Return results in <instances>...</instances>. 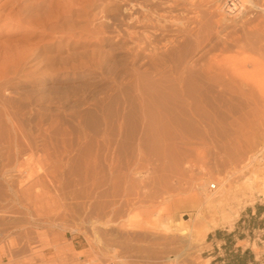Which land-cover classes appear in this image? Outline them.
<instances>
[{"label":"rangeland","instance_id":"374dc122","mask_svg":"<svg viewBox=\"0 0 264 264\" xmlns=\"http://www.w3.org/2000/svg\"><path fill=\"white\" fill-rule=\"evenodd\" d=\"M222 1L123 0L16 71L4 28L0 264H227L237 226L264 264V0Z\"/></svg>","mask_w":264,"mask_h":264},{"label":"bare ground","instance_id":"6f19581e","mask_svg":"<svg viewBox=\"0 0 264 264\" xmlns=\"http://www.w3.org/2000/svg\"><path fill=\"white\" fill-rule=\"evenodd\" d=\"M224 1L225 0L222 1V5ZM122 2L123 0H0V38L4 36L3 30L5 27H8L10 30L13 29L12 33L6 34V44L10 43L9 39L11 36H17L21 34L22 31H25L24 34L21 36L18 35L19 37L11 41V43L21 46V49L17 53V57H15L17 58L15 60L16 62L14 61L15 71L21 68V65H25L27 61L36 59L40 50L46 47V45H54L53 41L56 39H59V41L66 39L68 43L72 41V39L76 37L79 38L82 34L86 33L87 36L94 35L96 39H100L101 41V34L104 33L105 30H102V23L97 22V16L100 14H104L105 16L111 13L120 16ZM240 8L241 4L238 1L236 7L234 9L231 8L229 13L226 14H234L240 11ZM88 39L91 38L88 37ZM66 45L64 44L65 47ZM189 73L197 74L195 71H189ZM231 100L233 99H230V101ZM233 102L234 100L232 103ZM232 112L231 110V113ZM249 184V188L253 187L254 184L260 185L259 195L264 196V177L253 174L251 179H249ZM219 189L220 185L216 192L219 191ZM222 199L223 198H220V200ZM186 200H188L189 203H195V201L190 198ZM214 225L215 224H212L206 228H201L195 231V233H189V230L187 231L188 228L181 225L182 227L179 229V232L180 234H192L191 236H193L196 241H200L204 239L206 233L210 231ZM190 231L192 232V230Z\"/></svg>","mask_w":264,"mask_h":264},{"label":"crops","instance_id":"0c3cea01","mask_svg":"<svg viewBox=\"0 0 264 264\" xmlns=\"http://www.w3.org/2000/svg\"><path fill=\"white\" fill-rule=\"evenodd\" d=\"M256 218L264 219V208L259 209L258 205L249 211L248 221L250 219L255 220ZM241 223H244V221ZM258 230L264 233V227ZM252 231H255V229L253 228ZM238 233L239 226L235 227L234 230L228 231L226 234H217L211 239L212 245L215 247L219 245V247L222 248L221 250L223 253L219 254V256L228 257L227 259L223 258L220 263H225V261H227V264H257L258 257L252 247L256 239H251L250 236L240 238ZM241 242H246V244H240ZM262 242H264V240H262ZM262 254H264V252H262Z\"/></svg>","mask_w":264,"mask_h":264},{"label":"built area","instance_id":"2783aa9c","mask_svg":"<svg viewBox=\"0 0 264 264\" xmlns=\"http://www.w3.org/2000/svg\"><path fill=\"white\" fill-rule=\"evenodd\" d=\"M239 0H225L223 2L222 8L225 13H229V10L231 8H235L236 4L238 3ZM254 161H258L261 163L262 166H264V145H262L256 152V154L251 158V163ZM218 189V184L213 182L209 184L208 190L209 191H216Z\"/></svg>","mask_w":264,"mask_h":264},{"label":"trees","instance_id":"16d2710c","mask_svg":"<svg viewBox=\"0 0 264 264\" xmlns=\"http://www.w3.org/2000/svg\"><path fill=\"white\" fill-rule=\"evenodd\" d=\"M259 209L264 208V205H258Z\"/></svg>","mask_w":264,"mask_h":264}]
</instances>
